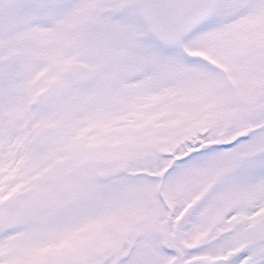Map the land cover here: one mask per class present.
I'll use <instances>...</instances> for the list:
<instances>
[{
	"label": "snow or ice",
	"instance_id": "obj_1",
	"mask_svg": "<svg viewBox=\"0 0 264 264\" xmlns=\"http://www.w3.org/2000/svg\"><path fill=\"white\" fill-rule=\"evenodd\" d=\"M0 264H264V0H0Z\"/></svg>",
	"mask_w": 264,
	"mask_h": 264
}]
</instances>
